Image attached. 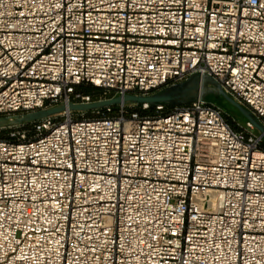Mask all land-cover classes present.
Instances as JSON below:
<instances>
[{
  "label": "built area",
  "instance_id": "built-area-1",
  "mask_svg": "<svg viewBox=\"0 0 264 264\" xmlns=\"http://www.w3.org/2000/svg\"><path fill=\"white\" fill-rule=\"evenodd\" d=\"M193 74L264 127V0H0V116ZM136 106L0 139V264H264L262 134L199 99Z\"/></svg>",
  "mask_w": 264,
  "mask_h": 264
},
{
  "label": "water",
  "instance_id": "water-1",
  "mask_svg": "<svg viewBox=\"0 0 264 264\" xmlns=\"http://www.w3.org/2000/svg\"><path fill=\"white\" fill-rule=\"evenodd\" d=\"M208 95L216 97L222 96L231 106L236 108L244 119L250 122L253 127L261 133L264 139V127L258 118L245 106L236 101L232 96H229L223 88L211 76L193 74L182 82L164 88L160 91L153 92L148 95L127 94L123 97L115 96L109 99L98 100L88 104L75 103H59L54 106L46 107L24 114L13 116H1L0 120L12 117L20 118L14 122L1 124L0 128H5L17 124H24L43 119L54 115H59L64 112H88L95 109L103 108L108 105L133 104L139 107L147 106L153 108L158 105H174L192 102L195 100L206 101Z\"/></svg>",
  "mask_w": 264,
  "mask_h": 264
},
{
  "label": "rangeland",
  "instance_id": "rangeland-1",
  "mask_svg": "<svg viewBox=\"0 0 264 264\" xmlns=\"http://www.w3.org/2000/svg\"><path fill=\"white\" fill-rule=\"evenodd\" d=\"M180 82H182V81H180ZM177 83H179V82H171V83H168V84L162 86L161 88H159L156 91H160V90H162L164 88H167L169 86L175 85ZM78 91H80L82 93H89V94L97 93L96 96L99 97L98 96L99 95L98 92H100L101 90H96V89L94 90L91 87L80 86V87H78ZM156 91H154V92H156ZM224 91L229 96H231L226 90H224ZM205 100H206V102L213 103L214 105H216L217 107H219L222 110V112L225 115V118H226L227 122L233 127V129L240 130V129H242L244 127V124L246 122V120L244 119V117L240 114V112L236 108H234L233 106H231L222 96L216 97L214 95H208L205 98ZM189 103L190 102L183 103V104L165 105V106H180V105H185V104H189ZM140 113L141 114H145V115H151V114L154 113V111L152 109V110L144 111V112H140ZM22 114H24V113H22ZM13 115H18V114H12V115H7V116H13ZM91 115L92 114L90 112H88V113H86V112H78V114L72 113V116L75 117V118L90 117ZM125 115L128 116L129 115V112H126ZM54 116H56V115H54ZM36 121H38V120H36ZM33 122H35V121H33ZM21 125L22 124H17V125L5 127V128H0V129H6V128L8 129L9 128L6 131H2L0 134H5V135H0V137H3V138L4 137H8L10 132H12L14 130L20 129L19 127ZM252 131L254 133L258 132L254 127H253V130Z\"/></svg>",
  "mask_w": 264,
  "mask_h": 264
},
{
  "label": "trees",
  "instance_id": "trees-1",
  "mask_svg": "<svg viewBox=\"0 0 264 264\" xmlns=\"http://www.w3.org/2000/svg\"><path fill=\"white\" fill-rule=\"evenodd\" d=\"M136 109L139 110L140 112H144V111L151 110V108H147L146 110H142L141 107H139V106H136ZM88 112H90V111H88ZM88 112H86V113H88ZM73 113L78 114V112H73ZM32 124H33V122H28V123L22 124L19 128L29 129L30 131H32V129H31L32 128ZM8 129L7 128L6 129H0V133L2 131H6ZM0 135H5V134H0ZM5 138H7V137H4V138L3 137H0V139H5Z\"/></svg>",
  "mask_w": 264,
  "mask_h": 264
},
{
  "label": "bare ground",
  "instance_id": "bare-ground-1",
  "mask_svg": "<svg viewBox=\"0 0 264 264\" xmlns=\"http://www.w3.org/2000/svg\"><path fill=\"white\" fill-rule=\"evenodd\" d=\"M20 118H12V117H9V118H6V119H3V120H0V125L1 124H7V123H11V122H14L15 120H19Z\"/></svg>",
  "mask_w": 264,
  "mask_h": 264
}]
</instances>
